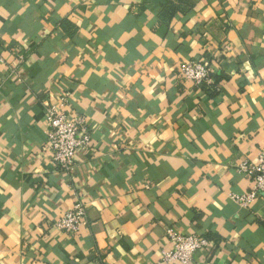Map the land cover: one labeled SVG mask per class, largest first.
<instances>
[{
  "label": "crops",
  "instance_id": "1",
  "mask_svg": "<svg viewBox=\"0 0 264 264\" xmlns=\"http://www.w3.org/2000/svg\"><path fill=\"white\" fill-rule=\"evenodd\" d=\"M0 51V264H164L171 227L209 241L192 264H264V200L229 199L264 147V0H0ZM62 98L90 126L73 176L48 156Z\"/></svg>",
  "mask_w": 264,
  "mask_h": 264
},
{
  "label": "built area",
  "instance_id": "2",
  "mask_svg": "<svg viewBox=\"0 0 264 264\" xmlns=\"http://www.w3.org/2000/svg\"><path fill=\"white\" fill-rule=\"evenodd\" d=\"M177 76L197 89L211 84V69L199 60L181 63ZM44 111L48 156L62 174L73 176L77 154L90 146L87 118L70 108L67 98H62L57 105L46 106ZM236 169L249 180L251 187L243 194H231L230 201L247 208L259 198L264 200V147L258 150L253 160L238 162ZM86 216L85 205L77 201L54 222V228L69 237H75L80 228L86 225ZM165 237L168 244L162 251L164 264H192L193 257L206 252L210 245L205 238L177 233L172 227L165 230Z\"/></svg>",
  "mask_w": 264,
  "mask_h": 264
}]
</instances>
